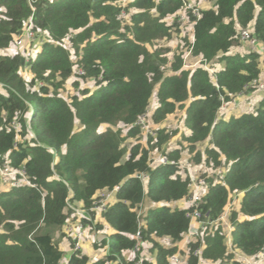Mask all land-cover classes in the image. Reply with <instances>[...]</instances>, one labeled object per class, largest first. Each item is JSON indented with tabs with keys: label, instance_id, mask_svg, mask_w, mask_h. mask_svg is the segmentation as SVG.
<instances>
[{
	"label": "trees",
	"instance_id": "obj_1",
	"mask_svg": "<svg viewBox=\"0 0 264 264\" xmlns=\"http://www.w3.org/2000/svg\"><path fill=\"white\" fill-rule=\"evenodd\" d=\"M182 3L36 0L31 10L28 0H0V165L7 158L32 183L0 191V264H59L64 253L50 229L64 236L67 200L81 202L94 217L90 207L116 185L95 226L112 230L100 242L106 256L89 262L77 251L68 264H105L116 256L119 264H132L122 252L133 249L137 230L155 264H169L167 257L178 251L176 243L188 229L190 208L172 202L191 196V182L180 167L182 148L161 151L164 164L151 165L149 156L166 143L170 134L162 122L179 108L189 130L188 162L203 161L200 176L207 181L198 206L206 228L189 242L185 264H242L234 251L264 254V95L253 111L226 117L221 107L256 90L252 80H260L262 51L230 49L241 44L238 31L248 26L264 47V0H214L215 7L200 9L192 54L209 61L212 74L203 67L181 68L178 41L186 37L175 15ZM30 15L35 32L41 31L40 50L29 58L3 54ZM174 34L177 52L169 55L171 49L159 44ZM67 36L71 49L62 42ZM75 66L83 73L74 74ZM67 81L85 88L65 98L60 89ZM89 82L92 89L86 88ZM144 113L161 126L154 135L145 136L136 123ZM118 123L125 125L124 135L113 128ZM204 141L203 150L195 149ZM207 168L222 169V181L207 176ZM232 193L239 202L228 215L229 244L221 224L208 222L223 213ZM163 237L173 245L160 244ZM197 248L200 256L194 255Z\"/></svg>",
	"mask_w": 264,
	"mask_h": 264
},
{
	"label": "built area",
	"instance_id": "obj_2",
	"mask_svg": "<svg viewBox=\"0 0 264 264\" xmlns=\"http://www.w3.org/2000/svg\"><path fill=\"white\" fill-rule=\"evenodd\" d=\"M35 1L36 0H28V4L31 10H34ZM182 2H183L182 8L175 15L176 21L180 25L181 37H186V41L184 39L178 41L180 48L182 50L181 68L192 71L196 67H203L209 73L212 74L215 71V68H213L212 65L209 64V61H206L202 56L192 54V47L194 43V33H193L194 24L196 22V19L200 17V7L198 5L199 1L182 0ZM122 13L124 14V12ZM188 13L192 15L194 18L189 19ZM31 15L28 17L27 20H25L21 32L14 37L13 41L8 46V48L2 50L3 54L14 55L19 53L24 55L26 58H29L30 53L27 50H25L26 49L25 47L27 44H29L34 40V36H35V30L33 29V22ZM238 33L240 40L242 42L248 43L249 52L260 51L258 47V41L252 35V27L248 26L245 28H240ZM166 67H169V63L166 64L165 66H162L161 68L164 70L167 69ZM75 69L76 66L74 68V74L83 73V71L80 68H77L76 70ZM74 79L76 78L74 77ZM252 84L256 86V90L258 91L264 90V83L261 81V79L252 80ZM221 107L223 109L225 108L230 109L229 105L225 102L222 103ZM151 110H152V105L151 107H149L148 112H151ZM29 114H31V109L28 111L27 116H29ZM148 120H149V114L144 113L141 116H139L136 121V123L140 126V129L142 130L145 136L154 135V128L152 126L153 122L151 120L149 121ZM144 141H147V139H144ZM149 160L151 165H157L161 163L164 164L168 162L167 156L165 154H159L157 156L150 155ZM205 172L207 173V176H210L211 174H215L216 175L215 181L220 182L223 179L224 173L222 169L211 168L209 170L206 169ZM141 177L143 178V176ZM0 178H2L6 182L5 184H9V187L23 185V184H28V185L32 184L27 178L25 171L22 168L12 167L9 164V160L7 158H5L3 164L0 165ZM190 182H191V196L188 198L187 201V207L190 208L186 213V216L189 218V226L187 231L184 233L182 239L178 243H176V245L178 246V251L167 257V261L169 264H185L189 251L188 248L189 242L195 240V238L199 236L201 231L206 228L205 222L201 218V211L198 207L202 197L207 191L206 178L201 177L199 175L196 178L194 177L190 178ZM3 188H5V186H3ZM118 188H119L118 185L113 187L111 191L105 193L102 199L96 201L94 206L90 207V210L94 211V215H93L94 217H91V215L88 214L85 208H83L79 203H74L71 202L70 200H67L65 206V213L66 214L68 213V217L65 225L63 226L62 231L64 233V238L68 240L70 254L77 251L82 252L84 243L86 242L87 238L91 237V241H95L94 244L98 245V247L103 250L101 255L95 257L94 260H97L99 258H104L106 256L107 247L105 245L100 246V242L102 239L106 238V236L109 234L102 235L100 237L97 236L95 237L94 235L90 234L91 232L90 230L95 228L100 217L99 216L100 210L103 209L107 200H110V198L112 199L111 197L112 194H114V192L118 190ZM223 213L216 220L208 223H210V225H215V228L217 227L218 224H223V222L225 221ZM138 214L140 213L138 212ZM83 220H86L87 222L84 223ZM222 231L227 239V242L229 243L230 231H231L230 222L228 223V230L224 231V229L222 228ZM133 238L135 239V245L132 250H125L122 252V255L124 256L123 259L126 262H132V264H144L145 262L148 263L152 262V264H155L153 253H151L149 248L150 244H146L141 240L139 230L135 232ZM163 238H166V241L160 242L162 243V245L164 246L173 245L170 238L168 237H163ZM194 255L200 256V249L197 248L194 251ZM68 258L63 257L62 261H60L59 264H68ZM105 264H119V257L116 256L114 260L107 259L105 261Z\"/></svg>",
	"mask_w": 264,
	"mask_h": 264
},
{
	"label": "rangeland",
	"instance_id": "obj_3",
	"mask_svg": "<svg viewBox=\"0 0 264 264\" xmlns=\"http://www.w3.org/2000/svg\"><path fill=\"white\" fill-rule=\"evenodd\" d=\"M202 1V0H201ZM200 1V2H201ZM210 2L209 3H211L212 1L211 0H209ZM199 2V7H201V3ZM38 31V33H41V31L40 30H37ZM38 33H36L35 32V36H34V40L32 41V42H30L29 44H27L26 45V49L25 50H27L29 53H30V55H32V56H34L35 54H36V52H38L39 50H40V47H41V45H40V43L38 42V40H39V37H41ZM178 37H177V34H174L173 35V38H172V40L170 41V42H166V41H164V42H162V43H160L159 45L160 46H164L165 48H167V47H169L170 49H171V51H170V53H169V55H173L174 53H176L177 51H174L175 49H174V47L176 46L175 45V41H176V39H177ZM62 42H64V45L66 46V47H68V49H71L72 47H71V41H70V39L68 38V36L67 37H65L63 40H62ZM259 47V49L262 51L261 52V58L264 60V57H263V54H264V47H262V46H258ZM177 50V49H176ZM169 50H167V52H168ZM214 67H217V64H214ZM264 69V68H263ZM264 72V71H263ZM261 81L264 83V77H262V79H261ZM85 83H83V84H81V85H74V83L73 82H69V81H67V82H65L64 83V85H63V87H62V89H60V93H61V95L62 96H64L65 98H68L69 96H71V95H73L74 93H76V94H78V93H80V91L83 89V88H85L83 85H84ZM94 87V85H93V83L92 82H89V83H87V87L86 88H89V89H92ZM257 93V92H256ZM256 97H254V98H252V99H255ZM247 100L246 101H248V100H251V97H249V98H246ZM156 100V98H155V96L154 97H152V99H151V102H150V105H152V108L154 107V104H155V101ZM255 105H251L250 104V107L248 108V110H250L251 108H253ZM226 109V112H230V109H227V108H225ZM253 110H254V108H253ZM236 111H238V110H236ZM183 108H179L175 113H172L171 115H169L166 119H164V121L162 122L165 126H167L168 127V129H169V131L167 132L168 134H170L169 135V138L167 139V141H166V143L160 148V149H152L151 151H152V154H151V156L152 155H155V156H157V155H159V154H162V152L161 151H163V150H166V149H169V150H171V149H174V148H182L181 149V157L183 158V160H186V161H189L190 162V159H191V154H190V152L188 151V148H187V140H186V136L187 135H185V133H184V130H185V128H186V126L184 125V122H183ZM28 115V114H27ZM29 116H30V114H29ZM29 116H27V120H29ZM163 124H161V125H163ZM16 126V128L18 129L19 128V125H15ZM152 126H153V128L154 129H157V127H159L160 125H158V123H154L153 122V124H152ZM103 127V126H102ZM161 127V126H160ZM113 128H117V129H121V133L124 135L125 133H126V127H125V125L124 124H122V123H118L115 127H113ZM174 129V130H173ZM29 135H32V132H31V130L29 129V131H28V133H27V136L26 137H28ZM130 140V139H129ZM129 140H126L125 142H124V144L126 145V146H128V145H130V141ZM134 139L132 138V141H133ZM204 145H205V143L204 142H200V143H198V145H196V147H195V149H198V151L199 150H201V149H203L204 148ZM155 150V151H154ZM189 162H186L185 163V165H186V167H187V169H182L183 170V175H185V174H187L188 175V177L189 178H196V177H198L199 175H200V173H202L203 172V170H202V167H204V166H201V168L199 169L198 167H197V165H194V164H192V163H189ZM200 166V165H199ZM207 169H209V168H207ZM6 182L2 179V178H0V191L2 190V187L3 186H5V188H8L9 187V184H5ZM185 200H187L188 201V198H186ZM238 202H239V194L238 193H232L231 195H230V200H229V202H228V205L225 207V209H224V222H223V224H221V227L224 229V231H227L228 230V223H229V218H228V215H229V212L231 211V210H233V209H237V207H238ZM148 203V201H145L144 202V205H146ZM174 205V204H173ZM143 206V205H142ZM91 231V232H90ZM89 232H90V234L91 235H94L95 237L96 236H99V235H101V234H103V235H107L106 233H104V232H100V231H105L104 229H97L96 227L95 228H93L92 230H90ZM50 234H51V236H52V239H53V241L55 242V243H57L58 244V246L59 247H61L62 249H64V251H66L67 250V248H68V246H67V241H66V239L64 238V236H61L60 234H59V228H56V227H52L51 229H50ZM87 242V244L89 243V246H88V251L86 250V252H87V254L86 255H88V257H89V262L90 261H92V258H95V257H98V256H100L101 255V253H102V251L100 250V249H98L99 247H96V245L94 244V242L95 241H91V237H89V238H87V240H86ZM159 241V243L160 242H164V241H166V238H161V239H159L158 240ZM65 243H66V245H65ZM160 244H162V243H160ZM66 246V247H65ZM229 246V245H228ZM231 247H229V249H230ZM231 250H232V248H231ZM84 252H85V250H84ZM234 253H235V256L239 259V260H241V263L242 264H252L254 261H255V259L254 258H252V256H246V255H244V254H242V253H240V252H237V251H234ZM66 255V254H65ZM202 263H203V261H202ZM201 263V264H202Z\"/></svg>",
	"mask_w": 264,
	"mask_h": 264
},
{
	"label": "crops",
	"instance_id": "obj_4",
	"mask_svg": "<svg viewBox=\"0 0 264 264\" xmlns=\"http://www.w3.org/2000/svg\"><path fill=\"white\" fill-rule=\"evenodd\" d=\"M212 2L211 3H209L210 1L209 0H202L200 3H201V9H206V8H210V7H215L214 6V0H211ZM172 20V16H169V17H167V20L166 21H171ZM248 48H249V45H248V43L247 42H242L241 41V44L240 45H238V46H233V47H231V49H230V51L232 52V53H235V52H238V53H247V52H249V50H248ZM264 63V62H263ZM220 67H221V65H220ZM264 65L262 66V72H261V74H260V76H259V78L260 79H262V77H264ZM257 92V93H256ZM264 95V90L263 91H258V90H254V91H251L250 93H243V94H238V95H235V96H233V98H232V100H231V102L229 103V107H230V112H226V110L223 112V115L224 116H226V117H228L230 114H234V115H238V114H240V113H242V112H248V111H253V108H255L256 107V105H257V102H258V100L262 97ZM249 97H251V100H248V101H246L247 99L246 98H249ZM254 97H256L255 99H252V98H254ZM250 104L251 105H255L253 108H251L250 110H248V108L250 107ZM236 110H238V111H236ZM184 133H185V135H188L189 134V130L187 129V128H185V130H184ZM204 143H205V145L207 144V141H204ZM198 145V144H197ZM204 145V146H205ZM204 149V148H203ZM203 149H201V150H203ZM186 162H188V161H186V160H183V158L181 157L180 158V161H179V163H180V167H181V170L183 169H187V167H186V165H185V163ZM194 165H197V167L200 169L201 168V166H204L205 167V165L203 164V161L201 162V163H199V164H194ZM200 165V166H199ZM204 167H202V170L203 169H205ZM2 189H3V187H2ZM79 204H81V202H78ZM176 205V206H179V207H185V206H187V200H185V199H181V200H178V201H175V202H172V205ZM101 229H104L105 231H100V232H104V233H106V234H110L111 232H112V230H111V228H109V227H106V226H104L103 228H101ZM100 230V229H99ZM103 234H101V235H99V236H97V237H100V236H102ZM66 239V238H65ZM66 241H67V246H68V248H67V250L66 251H64V249H62L61 247H59L62 251H63V253H64V256L63 257H66V258H68L69 256H70V251H69V244H68V240L66 239ZM87 242V241H86ZM84 243V245H83V251H82V253H84V254H87V252H86V250L88 251V246H89V243L87 244V243ZM65 245H66V243H65ZM66 247V246H65ZM98 249H100V250H102L101 248H98ZM84 250H85V252H84ZM102 252H103V250H102ZM66 254V255H65ZM252 258H254L255 259V261L252 263V264H264V254L263 253H259L257 256H252ZM94 259L95 258H92V261H94ZM206 261H203V263L202 264H206L205 263Z\"/></svg>",
	"mask_w": 264,
	"mask_h": 264
},
{
	"label": "clouds",
	"instance_id": "obj_5",
	"mask_svg": "<svg viewBox=\"0 0 264 264\" xmlns=\"http://www.w3.org/2000/svg\"><path fill=\"white\" fill-rule=\"evenodd\" d=\"M200 1H201V0H200ZM200 1H199V2H200ZM200 9H201V8H200Z\"/></svg>",
	"mask_w": 264,
	"mask_h": 264
}]
</instances>
